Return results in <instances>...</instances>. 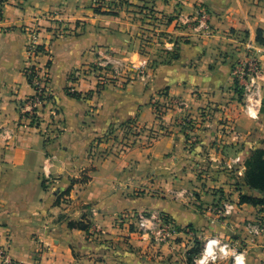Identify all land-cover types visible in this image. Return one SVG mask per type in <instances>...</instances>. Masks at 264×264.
<instances>
[{
	"label": "crops",
	"instance_id": "1",
	"mask_svg": "<svg viewBox=\"0 0 264 264\" xmlns=\"http://www.w3.org/2000/svg\"><path fill=\"white\" fill-rule=\"evenodd\" d=\"M201 8L210 36L196 27ZM176 13L190 23L157 18ZM31 30L44 47L37 62L48 68L51 98L39 127L23 117L34 95L26 75ZM259 35L264 40V0H7L0 17V248L12 264H195V251L212 237L235 242L245 264H264V234L252 242L245 230L264 206L240 202L241 195L264 197L243 179L245 160L264 144V113L256 119L239 99L238 70L249 54L260 59L255 94L263 102ZM102 54L149 76L125 83L120 76L99 90L94 76L79 73ZM186 118L198 124L196 154L187 150ZM129 123L144 131L117 153L111 138ZM150 133L158 137L147 145ZM203 154L226 172L203 171ZM83 175L89 181L71 187ZM228 197L237 209L218 219L212 209ZM135 212L168 215L175 234L159 240L138 232ZM81 220L88 230L71 228ZM231 254L216 264H233Z\"/></svg>",
	"mask_w": 264,
	"mask_h": 264
},
{
	"label": "built area",
	"instance_id": "2",
	"mask_svg": "<svg viewBox=\"0 0 264 264\" xmlns=\"http://www.w3.org/2000/svg\"><path fill=\"white\" fill-rule=\"evenodd\" d=\"M144 12L150 15V17L153 14L150 8L144 10ZM208 16V11L205 8H201L196 26L197 30L206 36L212 35V28L209 24ZM157 18L162 20V24L168 25L169 17L158 16ZM171 18L172 21L169 24L175 27L190 23V20L181 14L176 13ZM152 28L157 32H161L155 25ZM38 39V32L31 30L29 32V44L27 47L29 63L31 65L26 70V75L33 86L34 95L27 100L23 107V117L29 120L35 127H39L43 123L42 108L51 100L48 68L41 67L37 62L39 55L43 52L39 49ZM169 48L171 49L172 47L170 46ZM249 49L252 50L253 48L250 47ZM238 70L246 94L250 95V93L257 92L259 82L263 79V68L260 59L254 54H249L247 60L239 65ZM79 76L83 78L94 76L97 80L98 89L100 90L113 81L118 80L120 76L124 77L123 82L125 83L133 81L136 76L145 80L148 78L149 73L145 67L131 66L126 69L118 68L110 55L102 54L101 58L94 65H90L81 70ZM255 106L252 103L248 106V110L251 111ZM157 115L161 119L163 115L161 108L159 110L157 109ZM181 125L186 127L189 137L197 133L198 124L195 120L186 118L181 122ZM129 126L133 127L134 124H129ZM157 137L158 135L153 133L151 140L154 141ZM189 140L192 139L189 138ZM237 161H241L240 158ZM66 199L68 200V197ZM236 209L237 203L228 197L225 201L213 207L212 212L215 213L218 219H227L234 214ZM131 218L134 220L133 223L138 232L152 234L159 240H165L176 232L175 221L164 213L135 212ZM245 230L246 240L253 242L257 237L262 236L264 234V216L247 222ZM231 251H233V254H231ZM230 254L233 259V264H239L241 258L243 259V264H245L244 252L238 249L235 242L212 237L204 242L202 253L195 255L194 262L195 264H216L224 258L229 257ZM0 258L2 264H12L7 249L0 248Z\"/></svg>",
	"mask_w": 264,
	"mask_h": 264
},
{
	"label": "rangeland",
	"instance_id": "3",
	"mask_svg": "<svg viewBox=\"0 0 264 264\" xmlns=\"http://www.w3.org/2000/svg\"><path fill=\"white\" fill-rule=\"evenodd\" d=\"M161 34L164 35V33H161ZM242 89H244V87H242ZM255 93H257V92H255ZM255 93H253V94L250 93V95L249 94L247 95L246 92L244 91V94L240 95L241 97H239V99L242 102L244 101V104L246 106L245 108L250 113V115L253 116V117L255 116V118L258 119L259 116H260V113H261L260 106L262 108L263 104H262V101L260 99V95L259 94H255ZM252 103H254L256 106L253 107V109L251 111H249L248 110V106H250ZM141 131H144V129L139 128L138 125L137 126L134 125L133 127H131V126H129V124H127V126H123V131H121L120 135H118V134L116 135L115 134V137L111 138L113 141L116 142V145H115V147L117 148L116 152L119 153L120 151H124L127 148H129L132 145H134V143H137V141L139 140V135L142 133ZM151 136H153V133H150L148 135V140L146 142L147 145H149L150 143L153 142L151 140V138H150ZM189 138H191L192 140H189ZM186 139H187V142L190 144L187 147V150L189 149L188 151H190V155L191 154H196L197 153V151H196L197 149H193V146H194L193 144L197 140V133L195 135H192L191 137H189V133L187 132ZM259 148H263L264 149V144H261L260 146H254V149H253L252 152H254L256 149H259ZM107 150H100V153H107ZM210 158H211V155L208 156L206 154H203L201 159H200L201 161H198V162L203 163V165L201 166V169L203 171H209L211 169V170H216V171H220V172H221V170L226 172L224 167H223L224 163H220V162L215 161L213 159L210 160ZM188 162H187V164L188 165L190 164L192 166H194L195 163H196L195 165H197V163H198L197 161H195V163H194L193 160H192V162H189V163ZM221 173H223V172H221ZM161 174H162V175H160L161 178H164L166 181H168V179L170 180V178L167 175H165L163 173H161ZM84 177H85V175L82 176V178H84ZM157 178H158V176L157 177L153 176V179L151 178L149 181H155ZM243 179L245 181V175L243 176ZM171 180L174 181L173 178ZM216 180H218V179H216ZM143 181L146 182L144 179H143ZM239 182L241 184V181H239ZM172 183H174V182H172ZM137 192L138 193H142V192H145V190H143L142 187L141 188L138 187ZM150 192H154L155 194L157 193L156 190H153V191L151 190ZM203 245H204V243H201L198 254L202 253Z\"/></svg>",
	"mask_w": 264,
	"mask_h": 264
},
{
	"label": "trees",
	"instance_id": "4",
	"mask_svg": "<svg viewBox=\"0 0 264 264\" xmlns=\"http://www.w3.org/2000/svg\"><path fill=\"white\" fill-rule=\"evenodd\" d=\"M7 0H0V17L2 16V6ZM150 10L153 12V9L150 8ZM172 18H169L168 24L171 23ZM259 42H264V40L261 38V36H258ZM39 49L44 51L43 46H39ZM50 64H48L49 66ZM242 94V93H241ZM159 110V108H157ZM130 124V123H129ZM127 126V124L125 125ZM244 175H245V183L248 187L251 189L257 190L261 194L264 195V149L259 148L256 149L254 152H252V155L245 160L244 162ZM89 181V177L85 176L81 180H73L71 183V187L75 185L76 183H86ZM44 187H47L45 183L43 184ZM69 188L67 191H65V194L70 192ZM64 195V194H61ZM60 201V199H59ZM240 202L241 203H250V204H260L264 206V197L257 198L249 195H241L240 196ZM71 228H79L82 230H88L89 225L85 224L83 220L75 223H70ZM199 253V249L195 251V255Z\"/></svg>",
	"mask_w": 264,
	"mask_h": 264
},
{
	"label": "water",
	"instance_id": "5",
	"mask_svg": "<svg viewBox=\"0 0 264 264\" xmlns=\"http://www.w3.org/2000/svg\"><path fill=\"white\" fill-rule=\"evenodd\" d=\"M262 104H263V106L261 108V112L264 113V100H263Z\"/></svg>",
	"mask_w": 264,
	"mask_h": 264
},
{
	"label": "clouds",
	"instance_id": "6",
	"mask_svg": "<svg viewBox=\"0 0 264 264\" xmlns=\"http://www.w3.org/2000/svg\"><path fill=\"white\" fill-rule=\"evenodd\" d=\"M239 264H243V259L241 258V260L239 261Z\"/></svg>",
	"mask_w": 264,
	"mask_h": 264
}]
</instances>
